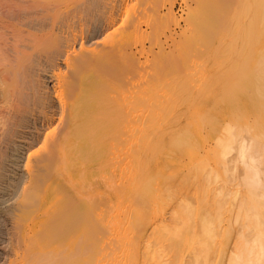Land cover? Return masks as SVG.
Masks as SVG:
<instances>
[{
  "label": "bare ground",
  "instance_id": "6f19581e",
  "mask_svg": "<svg viewBox=\"0 0 264 264\" xmlns=\"http://www.w3.org/2000/svg\"><path fill=\"white\" fill-rule=\"evenodd\" d=\"M86 2L0 0V167L13 134L43 143L29 153L10 212L7 264H72V225L103 215L129 228L142 264L165 263L152 236L164 250L188 245L194 264H216L212 255L234 236L225 264H264V34L250 67L258 94L239 102L242 116L202 99L170 110L136 84V68L119 67L123 53L92 46L85 23L94 15H70ZM241 159L244 192L231 196L229 171ZM167 205L180 220L174 230ZM150 217L161 220L151 234ZM58 237L60 253L50 247Z\"/></svg>",
  "mask_w": 264,
  "mask_h": 264
},
{
  "label": "rangeland",
  "instance_id": "374dc122",
  "mask_svg": "<svg viewBox=\"0 0 264 264\" xmlns=\"http://www.w3.org/2000/svg\"><path fill=\"white\" fill-rule=\"evenodd\" d=\"M263 10L264 0H87L81 9L76 8L70 15L79 16L81 11L90 17L94 15L85 23V27L93 24L90 43L101 47L102 51L113 49L123 53L119 67L136 68L134 80L144 92L150 93V100L165 103L171 110L185 109L189 103L202 99L221 103L226 106V115L240 117L243 113L239 102L245 95L258 94V85L254 83L258 74L256 68L250 67H255L259 54L257 38L260 33L264 34L259 28ZM94 41L99 46H95ZM118 83L126 85L128 81L122 77ZM12 138L1 156L0 264H7L9 217L22 193L29 153L43 144L30 135L13 134ZM236 156L237 151L233 149L227 157ZM248 164L249 161L245 163L241 159L239 167L234 172L229 171L226 186L231 196L236 191L243 194L239 181ZM260 169V181L264 183V163L260 164ZM223 185L221 178L215 183L218 188ZM237 199L232 197L229 203L232 205ZM172 208L167 205L164 210L166 221L174 230L180 220L174 219L177 213H173ZM155 223L160 225L161 220L150 217V234L157 227ZM234 228V233L241 230L240 225ZM128 229L108 215L89 217L79 226L73 224L72 264H142L134 257ZM233 238L224 240L220 250L212 255L213 262L226 263L227 254L234 248ZM151 241L153 247L158 244L162 248L160 259L164 264H194V253L188 245H179L178 250L172 251L164 250L154 236ZM123 244L125 250L121 248ZM50 247L60 253L59 237Z\"/></svg>",
  "mask_w": 264,
  "mask_h": 264
}]
</instances>
